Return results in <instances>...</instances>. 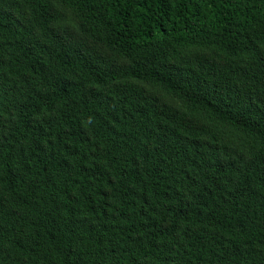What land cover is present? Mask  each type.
Wrapping results in <instances>:
<instances>
[{
	"label": "trees",
	"instance_id": "obj_1",
	"mask_svg": "<svg viewBox=\"0 0 264 264\" xmlns=\"http://www.w3.org/2000/svg\"><path fill=\"white\" fill-rule=\"evenodd\" d=\"M0 264H264V0H0Z\"/></svg>",
	"mask_w": 264,
	"mask_h": 264
},
{
	"label": "bare ground",
	"instance_id": "obj_2",
	"mask_svg": "<svg viewBox=\"0 0 264 264\" xmlns=\"http://www.w3.org/2000/svg\"><path fill=\"white\" fill-rule=\"evenodd\" d=\"M10 1V0H9ZM26 1V0H25ZM7 2V1H6ZM52 5V4H51ZM56 5V4H55ZM58 6H59V4H58ZM6 7V6H5ZM19 7V6H18ZM70 7V6H69ZM29 8V7H28ZM39 9V8H38ZM57 14H59V13H57ZM49 15V14H48ZM77 16V15H76ZM25 17V16H24ZM33 18V17H32ZM44 18V17H43ZM48 20V19H47ZM21 21V20H20ZM35 21V20H34ZM76 21V20H75ZM39 22H41V21H39ZM68 22V21H67ZM4 27V26H3ZM47 27V26H46ZM64 28H65V26H64ZM2 29V28H1ZM44 30V29H43ZM7 32V31H6ZM62 33V32H61ZM30 34V33H29ZM66 34V33H65ZM53 35V34H52ZM45 36V35H44ZM51 36V35H50ZM5 38V37H4ZM80 39V38H79ZM61 40V39H60ZM49 41V40H48ZM139 41V40H138ZM57 44V43H56ZM152 47V46H151ZM46 48V47H45ZM61 48V47H60ZM30 49V48H29ZM142 49V48H141ZM146 49V48H145ZM156 50V49H155ZM65 52V51H64ZM18 53V52H17ZM15 54V53H14ZM28 56V55H27ZM32 56V55H31ZM26 57V56H25ZM40 57V56H39ZM38 58V57H37ZM70 58V57H69ZM9 60H10V58H9ZM56 60V59H55ZM69 60V59H68ZM19 61V60H18ZM12 62V61H11ZM28 62V61H27ZM36 62V61H35ZM56 62V61H55ZM94 64V63H93ZM17 65V64H16ZM16 68V67H15ZM13 69V68H12ZM34 70V69H33ZM11 72V71H10ZM25 73V72H24ZM19 74V73H18ZM101 87V86H100ZM115 87V86H114ZM104 90V89H103ZM119 94V93H118ZM120 101V100H119ZM124 105V104H123ZM117 111V110H116ZM134 114V113H133ZM140 114H142V113H140ZM148 115V114H147ZM151 115V114H150ZM149 116V115H148ZM132 118V117H131ZM117 121V120H116ZM125 123V122H124ZM122 130V129H121ZM128 131V130H127ZM115 134V133H114ZM127 137V136H126ZM115 139V138H114ZM126 139V138H125ZM129 139V138H128ZM133 140V139H132ZM120 141V140H119ZM145 141V140H144ZM125 143V142H124ZM126 144V143H125ZM203 147V146H202ZM125 148V147H124ZM130 148V147H129ZM191 149V148H190ZM190 151V150H189ZM122 157V156H121ZM130 158V157H129ZM176 160V159H175ZM185 160H186V158H185ZM138 164V163H137ZM186 203V202H185ZM130 205H132V204H130ZM163 205H164V203H163ZM186 205H188V204H186ZM77 206V205H76ZM138 206V205H137ZM193 206V205H192ZM164 207V206H163ZM157 208V207H156ZM157 210V209H156ZM152 211V210H151ZM152 213V212H151ZM138 215V214H137ZM151 217H153V216H151ZM196 222V221H195ZM167 223V222H166ZM168 227V226H167ZM192 227V226H191ZM204 228V227H203ZM202 228V229H203ZM156 229V228H155ZM156 231V230H155ZM201 231V230H200ZM160 233V232H159ZM99 234V233H98ZM258 242V241H257ZM97 243V242H96ZM249 259V258H248Z\"/></svg>",
	"mask_w": 264,
	"mask_h": 264
}]
</instances>
